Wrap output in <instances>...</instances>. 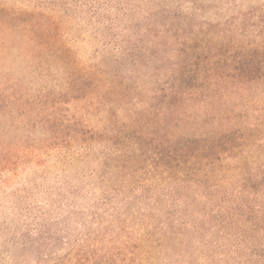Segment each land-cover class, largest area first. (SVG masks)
I'll return each mask as SVG.
<instances>
[{"label":"trees","instance_id":"1","mask_svg":"<svg viewBox=\"0 0 264 264\" xmlns=\"http://www.w3.org/2000/svg\"><path fill=\"white\" fill-rule=\"evenodd\" d=\"M159 1L135 44L116 40L100 63L77 54L64 15L0 4V172L50 140L99 146L134 180L132 200L148 202L119 214L120 238L58 264H264V13L197 21ZM58 6L100 13L97 1ZM122 10L111 4L107 19ZM12 127L16 140L3 136Z\"/></svg>","mask_w":264,"mask_h":264},{"label":"rangeland","instance_id":"2","mask_svg":"<svg viewBox=\"0 0 264 264\" xmlns=\"http://www.w3.org/2000/svg\"><path fill=\"white\" fill-rule=\"evenodd\" d=\"M81 1H97L99 17L86 8L69 6L64 10L58 6V0H0V4L27 10L42 7L45 12L64 15L69 23L66 37L77 54L99 63L116 40L125 45L123 50L131 48L145 23L142 18L160 7L153 0ZM118 3L123 10L114 13L117 21L112 24L105 11ZM159 3L171 15L176 13L197 21L232 19L246 10H253L256 15L264 13V0H160ZM152 18L157 20L158 15ZM151 65L140 73L137 71L139 84L149 85V77L143 75L146 71L153 72L155 66ZM131 69L123 71L130 77ZM26 75L16 77L26 80ZM57 85V81L47 83V87ZM38 87L35 83L29 93L34 95ZM21 133L12 127L3 136L16 140ZM25 134L27 139H38L41 130L29 128ZM102 151L99 146L89 155L75 146L64 151L58 148L57 141L50 140L49 145L27 149V156L17 169L0 172V264H58V257L84 243L105 246L109 243L105 241L107 237L120 238L119 214L127 216L129 207L144 208L148 202L142 206L140 196L132 200L134 180L126 181V171L118 169L115 162L104 163ZM98 234L101 238L96 241Z\"/></svg>","mask_w":264,"mask_h":264}]
</instances>
